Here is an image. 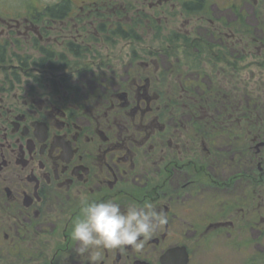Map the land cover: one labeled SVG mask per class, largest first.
I'll list each match as a JSON object with an SVG mask.
<instances>
[{
	"label": "flooded vegetation",
	"instance_id": "obj_1",
	"mask_svg": "<svg viewBox=\"0 0 264 264\" xmlns=\"http://www.w3.org/2000/svg\"><path fill=\"white\" fill-rule=\"evenodd\" d=\"M0 19V264H264L245 101L264 0H36ZM82 199L151 202L168 223L140 250L81 251Z\"/></svg>",
	"mask_w": 264,
	"mask_h": 264
},
{
	"label": "clouds",
	"instance_id": "obj_2",
	"mask_svg": "<svg viewBox=\"0 0 264 264\" xmlns=\"http://www.w3.org/2000/svg\"><path fill=\"white\" fill-rule=\"evenodd\" d=\"M81 204L82 218L74 224L72 236L85 252L101 248L122 249L124 246L140 250L143 240L151 238L168 223L167 215L157 212L151 202L143 206L130 202L124 209L111 200L89 202L82 199Z\"/></svg>",
	"mask_w": 264,
	"mask_h": 264
},
{
	"label": "trees",
	"instance_id": "obj_3",
	"mask_svg": "<svg viewBox=\"0 0 264 264\" xmlns=\"http://www.w3.org/2000/svg\"><path fill=\"white\" fill-rule=\"evenodd\" d=\"M30 10H34V5H32L29 8V11ZM3 58H6V53L3 50V48L0 46V59ZM28 66L29 65L26 64V67ZM51 69L57 70L56 68H51ZM222 87H223L222 90L215 89L214 95L208 99V101L214 99V104L217 107H223L227 105V101H225L226 92L224 91L225 89L223 84ZM245 96H246V100H245L246 106L251 109L250 113L257 115V117H254L251 121L256 123H261L263 125L261 127V135L262 138L264 139V80L261 79L260 82H256L253 85L246 84Z\"/></svg>",
	"mask_w": 264,
	"mask_h": 264
},
{
	"label": "rangeland",
	"instance_id": "obj_4",
	"mask_svg": "<svg viewBox=\"0 0 264 264\" xmlns=\"http://www.w3.org/2000/svg\"><path fill=\"white\" fill-rule=\"evenodd\" d=\"M36 0H0V18L3 17H14L20 14H23L24 11H29V8L32 5H35ZM43 3H46V0H41ZM1 20V19H0ZM3 27L2 22L0 21V31ZM18 55H22L23 58H35L32 51H18ZM12 53L7 51V57L10 58ZM253 76V77H252ZM246 77L250 85L254 84L256 81L260 82L261 79L264 80V65L263 66H247L246 68ZM260 79V80H259Z\"/></svg>",
	"mask_w": 264,
	"mask_h": 264
}]
</instances>
